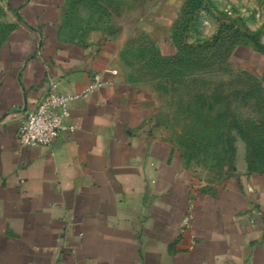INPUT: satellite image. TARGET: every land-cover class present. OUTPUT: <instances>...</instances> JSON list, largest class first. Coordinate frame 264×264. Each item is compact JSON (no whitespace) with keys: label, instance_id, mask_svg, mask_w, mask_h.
Returning <instances> with one entry per match:
<instances>
[{"label":"crops","instance_id":"0c3cea01","mask_svg":"<svg viewBox=\"0 0 264 264\" xmlns=\"http://www.w3.org/2000/svg\"><path fill=\"white\" fill-rule=\"evenodd\" d=\"M67 1L0 8V264H264V170L241 160L224 180L205 177L155 119L156 87L123 71L143 30L175 59L174 23L72 35ZM95 76L111 83L72 102L73 131L21 145L52 82L82 91Z\"/></svg>","mask_w":264,"mask_h":264},{"label":"rangeland","instance_id":"374dc122","mask_svg":"<svg viewBox=\"0 0 264 264\" xmlns=\"http://www.w3.org/2000/svg\"><path fill=\"white\" fill-rule=\"evenodd\" d=\"M66 8V32L77 36L175 22L189 57L155 55L140 29L126 43L124 73L156 87L155 119L205 177L224 180L241 160L264 170V0H68Z\"/></svg>","mask_w":264,"mask_h":264},{"label":"built area","instance_id":"2783aa9c","mask_svg":"<svg viewBox=\"0 0 264 264\" xmlns=\"http://www.w3.org/2000/svg\"><path fill=\"white\" fill-rule=\"evenodd\" d=\"M112 69V75L117 74ZM111 83L110 79L95 76L82 91H61L56 82L51 83L47 94L37 106L27 112L21 122L18 139L23 146H39L51 144L57 137L74 130V125L69 123L71 104L77 99H84L99 88ZM1 123V122H0ZM191 215L186 218L187 223Z\"/></svg>","mask_w":264,"mask_h":264},{"label":"trees","instance_id":"16d2710c","mask_svg":"<svg viewBox=\"0 0 264 264\" xmlns=\"http://www.w3.org/2000/svg\"><path fill=\"white\" fill-rule=\"evenodd\" d=\"M173 39L179 47V54L176 58H179L181 60H185V58L187 59L189 57V49H188V47H186L185 45H183L177 41L176 35H175V22H174V26H173ZM157 55L159 57H161V55L159 53H157Z\"/></svg>","mask_w":264,"mask_h":264}]
</instances>
